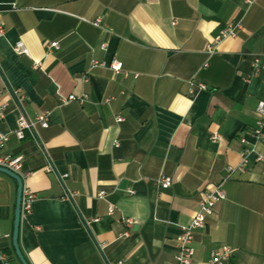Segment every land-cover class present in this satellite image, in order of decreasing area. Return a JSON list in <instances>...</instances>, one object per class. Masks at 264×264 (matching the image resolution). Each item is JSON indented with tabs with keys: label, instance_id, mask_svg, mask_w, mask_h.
Segmentation results:
<instances>
[{
	"label": "crops",
	"instance_id": "0c3cea01",
	"mask_svg": "<svg viewBox=\"0 0 264 264\" xmlns=\"http://www.w3.org/2000/svg\"><path fill=\"white\" fill-rule=\"evenodd\" d=\"M0 23L1 152L22 157L35 194L19 226L28 264H177L180 227L219 183L225 197L195 230L191 264L223 246L228 264H264V163L236 169L264 96V0H0ZM231 23L236 35L217 42ZM189 80L206 89L190 93ZM70 94L85 99L63 102ZM43 112L48 125L17 138L19 118ZM161 174L167 189L154 185ZM16 188L0 172L9 264H20Z\"/></svg>",
	"mask_w": 264,
	"mask_h": 264
},
{
	"label": "built area",
	"instance_id": "2783aa9c",
	"mask_svg": "<svg viewBox=\"0 0 264 264\" xmlns=\"http://www.w3.org/2000/svg\"><path fill=\"white\" fill-rule=\"evenodd\" d=\"M250 2V0H247ZM240 28L238 23H231L227 26H224L219 31V36L216 39L218 42L219 40L226 38V37H234L236 35V29ZM3 33V28L0 23V35ZM58 44L56 41H52L48 44V49L57 48ZM13 51L16 54H27L28 50L24 46L23 42L18 41L13 45ZM207 51L209 53L214 52V45L211 44L207 47ZM98 64V62H94ZM256 70L264 72V63L263 64H255ZM36 67V66H35ZM111 69L114 70L116 73L121 72V66L119 63L113 62L110 65ZM189 91L190 93H194L195 88L198 90L206 89V86L203 83H196L194 80H189ZM85 95L75 96L70 94L66 98H64L63 102H69L73 100H78L79 102L84 101ZM5 104L1 102L0 97V118L3 117ZM256 113V120L255 126L251 130L250 135L253 138V142L249 143L244 136L240 138V142L243 144L239 152L240 161L237 165L236 169L239 171H244L248 168L251 160L250 158L253 157V162L255 163H264V151H258L257 144H264V96L261 98L256 105L255 108ZM116 120L118 122L122 121L123 118L121 116H117ZM35 123H39L41 126L46 127L48 125L47 122V114L41 113L36 116L34 121L27 120L24 116H21L18 120V128L14 132L17 138L21 139L24 137L25 130L33 129ZM218 134H212L211 139L215 140L218 139ZM8 136L7 134L0 133V168H6L14 173L19 174L21 169L22 157L19 155H11L2 153L1 150L5 146L7 142ZM115 144H117L115 142ZM232 170V168H228ZM172 178L171 176H167L161 174L156 178L154 181V185L156 188L159 189H167L171 186ZM105 194L104 191H100L98 193L99 197H102ZM225 197L224 191L222 189L221 183L215 185V187L209 191L204 193L203 198L198 203V210L196 211L195 215L193 216L192 220L188 225H184L180 227L179 234L177 237V254H176V262L177 264H191V260L194 254V249L191 246L193 235L195 230L200 229L205 226L206 218L212 214L215 205L223 200ZM35 199V194L28 190L23 185L22 189V196H21V203H20V212L21 216L30 212L33 201ZM109 211H112V207L109 208ZM233 250L229 246H223L220 249H213L210 252V257L205 264H228L229 259L231 258ZM2 264H9L6 256L1 254L0 256Z\"/></svg>",
	"mask_w": 264,
	"mask_h": 264
},
{
	"label": "water",
	"instance_id": "95a60500",
	"mask_svg": "<svg viewBox=\"0 0 264 264\" xmlns=\"http://www.w3.org/2000/svg\"><path fill=\"white\" fill-rule=\"evenodd\" d=\"M0 172L13 178L17 183L11 241H12V246L15 252V256L17 257L20 264H28L18 244L19 226L21 222L20 203H21L22 189L24 185L23 178L19 174L14 173L6 168H0Z\"/></svg>",
	"mask_w": 264,
	"mask_h": 264
}]
</instances>
